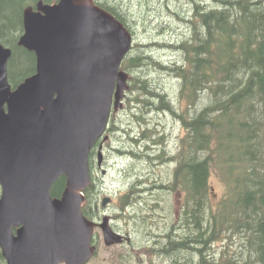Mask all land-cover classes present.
Masks as SVG:
<instances>
[{
    "label": "trees",
    "instance_id": "trees-1",
    "mask_svg": "<svg viewBox=\"0 0 264 264\" xmlns=\"http://www.w3.org/2000/svg\"><path fill=\"white\" fill-rule=\"evenodd\" d=\"M31 1L0 0V41L11 49L7 76L13 85L35 70L34 54L16 43L22 30V8ZM186 2L179 7L185 13L191 9L183 19L187 31L178 36L181 39L172 40V50L178 55L175 61L163 65L136 44L135 52L121 62V68L133 74L148 63L156 64L177 79L172 99L155 87L147 88L149 77L133 76L130 88L138 110L131 116L140 127L154 130L144 123V113L168 112L187 130L177 154L178 180L171 184L177 186L179 181L187 191L180 211L181 228L168 231L163 240L150 241V247L156 255L178 258V264H264V0ZM151 100L156 102L152 107L146 104ZM129 131L123 135L129 138ZM212 170L222 176L228 190V197L216 209L209 201ZM63 185V178L56 180L52 196H58ZM138 193L126 198L132 209L144 199ZM229 228H233L231 235L245 237L244 245L252 255L249 263L229 257L227 250L211 251V244ZM141 230L136 240L142 239Z\"/></svg>",
    "mask_w": 264,
    "mask_h": 264
},
{
    "label": "water",
    "instance_id": "water-1",
    "mask_svg": "<svg viewBox=\"0 0 264 264\" xmlns=\"http://www.w3.org/2000/svg\"><path fill=\"white\" fill-rule=\"evenodd\" d=\"M37 9L42 14L23 10L18 39L34 53L35 73L14 88L6 76L10 50L0 44V242L8 264H78L90 252L92 228L80 190L112 96L116 109L126 88L117 69L130 33L92 0ZM60 176L64 190L52 198Z\"/></svg>",
    "mask_w": 264,
    "mask_h": 264
},
{
    "label": "rangeland",
    "instance_id": "rangeland-1",
    "mask_svg": "<svg viewBox=\"0 0 264 264\" xmlns=\"http://www.w3.org/2000/svg\"><path fill=\"white\" fill-rule=\"evenodd\" d=\"M185 1L186 0H168L166 2L165 0L124 1V3L130 8L128 16L125 15L126 21L135 29L136 33L134 44L140 43V45H143V47L148 49V54L158 58L157 61L163 63V65H168V62H171V60L175 61L176 58H178V55L172 50V48H170L169 43H165L168 45V48L162 44H156L154 42L156 40L172 42V40L181 39L179 37H181V34L185 33L187 30H185V22L181 21L177 15H179V17L183 15L179 5L185 4ZM166 4L168 6H166ZM114 5L115 4H113V6ZM189 11L187 13H189ZM140 45H138V47H140ZM161 70L162 69L159 68L158 65H151L148 63V65L136 69L133 75L140 80L149 77L150 83L147 85V88L152 89V87H155L158 89H156L157 91L162 93L166 92L168 94L167 96H170V98L173 99L177 89V79L169 77L167 71ZM151 101L152 103L146 104L152 107L156 102L153 100ZM132 105L135 107L137 106L136 102L133 101ZM175 106L179 109L178 102L175 103ZM150 110H153V108H150ZM133 112L137 113L131 108L125 107L124 111L120 112L115 118L116 125L127 128V130L131 129L132 131L139 132L140 124L132 118L131 114ZM141 117L144 119L145 124L150 125L152 129H154L149 130L148 137H152L151 135L157 139L159 137L158 142L162 140L163 143H158V145H156L158 148L149 149V151H152L151 153L141 156L140 154H144L145 150L150 145L148 141L140 143V145L134 150L133 147H130V139L126 134L121 135L120 138L119 136L112 135L110 132V145L113 147L112 149L111 147H107L104 151L107 175L103 176L101 172L95 170L97 177L94 181L96 187L93 189V193L99 189L100 181L103 182L105 184V187H102L105 189L104 192H109L108 195L112 196L114 200L108 206L101 209V211L109 216H114L116 215L115 213H118L117 215H122L123 217L117 219V222L115 217L112 221L125 230V227L128 228V231H130L129 227H134L135 234H137L138 229L142 228L140 231L143 233L141 234L142 239L136 240V235H132L131 240L134 248L140 249V256L146 258L147 261L145 264H178V258H175L177 260L175 262V259L169 260L166 256L156 255L152 250H150V254H147L146 250H141L140 245L144 243V246L148 249L150 244H152L150 241L153 242L158 239L163 240V235L167 232L164 225L168 224L170 228L171 222L175 221L178 212L182 210L181 208L187 196V191L182 190L180 184L177 189L170 191L167 188L154 189L153 184H159L162 181L166 184L170 180L168 171L174 168V163L162 164L148 160L147 158L155 157L158 149V153H163V149L166 156H171L176 153L180 138L182 135H186L187 130L181 125L177 118L167 112L155 113L148 111V113H144ZM127 125L128 127H126ZM132 131H129V136L132 135ZM148 139L149 138H147V140ZM118 146L120 148L126 147L125 149L127 150L132 149L137 154L133 153L132 155H128L126 153L118 155L120 152L114 150V148ZM162 156L164 155L160 154V157ZM155 164H157V166ZM210 176L209 187H213V189L209 191V201L211 203V208L216 209L217 206L228 197L227 184L223 182L222 176L215 170L211 171ZM135 184H138V187H135ZM138 191L141 192L140 196L144 198L141 200V203H138L139 206H134L133 209L127 210L126 214L118 212V195L120 197L130 194L136 195L139 194ZM100 213L101 212H99V214ZM145 226L147 229L144 231L146 228ZM232 230L233 228H229L223 231V235H227L226 238L222 239V241H217L215 244L213 243L211 245V251L217 253L222 250H227L229 257H240L243 261L249 263L252 255L248 245H244L245 237L239 233L231 235ZM152 232H156L159 236L153 238L151 235L154 233ZM150 233L152 234L150 235ZM144 239L147 241H144ZM129 248L130 247L128 246L125 250H128ZM117 249L118 248H100L98 254L88 264H108L111 256L116 255L117 257V253L115 252ZM194 262L195 261L193 260L191 263ZM115 263L116 262L114 261L113 264ZM252 264H254V262H252Z\"/></svg>",
    "mask_w": 264,
    "mask_h": 264
},
{
    "label": "flooded vegetation",
    "instance_id": "flooded-vegetation-1",
    "mask_svg": "<svg viewBox=\"0 0 264 264\" xmlns=\"http://www.w3.org/2000/svg\"><path fill=\"white\" fill-rule=\"evenodd\" d=\"M38 0H35V3L37 2ZM50 1H52V0H46L45 2H50ZM111 1V3H114V4H116L115 5V8H114V10L115 11H120L121 13H126L127 14V16H128V14H129V10H130V8L127 6V4H125L124 3V1L125 0H110ZM166 1H168V0H165V2ZM124 3V9H125V11H123V7H122V4ZM131 3V2H130ZM121 4V5H120ZM166 6H168L167 4H166ZM125 15V14H124ZM154 43H160V44H162L163 46H166V47H168L165 43H169L168 41H160V40H156ZM137 44V43H136ZM136 44H134V45H136ZM140 44V43H139ZM139 44H137V45H139ZM169 48V47H168ZM168 113V112H167ZM126 127H128V125L126 126ZM127 128H124V127H121V126H113L112 127V135H114V136H119L120 138H121V135H123V131L124 130H126ZM119 147V146H118ZM118 147H115L114 148V150L115 151H117L118 152V150H120ZM131 229H132V235H136L135 234V231H134V227H131ZM147 241V240H146ZM131 253V252H130ZM131 255H132V253H131ZM129 257V255H125L124 256V258L122 259V264H145L146 263V258L144 257H140V259L139 260H134L133 262H132V260L130 259V258H128ZM132 262V263H131Z\"/></svg>",
    "mask_w": 264,
    "mask_h": 264
},
{
    "label": "bare ground",
    "instance_id": "bare-ground-1",
    "mask_svg": "<svg viewBox=\"0 0 264 264\" xmlns=\"http://www.w3.org/2000/svg\"><path fill=\"white\" fill-rule=\"evenodd\" d=\"M208 5H209V3H208ZM247 9V8H246ZM200 14V13H199ZM206 24V23H205ZM157 44V43H156ZM160 44V43H159ZM170 44V43H169ZM149 45V44H148ZM167 45V44H166ZM146 46H147V43H146ZM168 46V45H167ZM174 46V45H173ZM175 46H176V44H175ZM149 47V46H148ZM151 47H152V45H151ZM156 47V46H155ZM163 49V48H162ZM149 197V196H148ZM137 215V214H136ZM146 227V226H145ZM145 231V230H144ZM143 234V233H142ZM149 234V233H148ZM145 235V234H144ZM151 235V234H150ZM144 237V236H143Z\"/></svg>",
    "mask_w": 264,
    "mask_h": 264
}]
</instances>
